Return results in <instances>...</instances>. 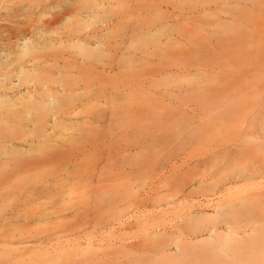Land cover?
<instances>
[{
	"label": "rangeland",
	"instance_id": "374dc122",
	"mask_svg": "<svg viewBox=\"0 0 264 264\" xmlns=\"http://www.w3.org/2000/svg\"><path fill=\"white\" fill-rule=\"evenodd\" d=\"M58 1L0 0V264H264V0Z\"/></svg>",
	"mask_w": 264,
	"mask_h": 264
},
{
	"label": "bare ground",
	"instance_id": "6f19581e",
	"mask_svg": "<svg viewBox=\"0 0 264 264\" xmlns=\"http://www.w3.org/2000/svg\"><path fill=\"white\" fill-rule=\"evenodd\" d=\"M101 2L99 3V5H98V9L100 10H104V7H105V2H104V0H100ZM106 1V0H105ZM58 3H63L64 4V6H69V8H73L74 7V5H76L77 3H78V1L77 0H59L58 1ZM68 8V9H69ZM67 12H68V14L67 15H69V14H72L73 13V11H69V10H67ZM76 15L78 16V17H80V18H88V17H90V16H92V14L91 13H89V12H87V11H84V10H80L79 12H77L76 13ZM104 29H102V30H100L97 34H94V35H92V36H88V37H86V38H84V39H82V38H79L78 39V41L79 42H84L85 44H87V45H89V46H93V41L94 40H96V39H98V41H99V39H100V37H103L104 35ZM97 41V40H96ZM97 41V42H98ZM100 43H102L101 41H100ZM33 44V43H32ZM168 44V43H167ZM28 46H31V39H29V38H23L20 42H18L17 44H16V48L17 49H24V48H26V47H28ZM53 56V55H52ZM52 56L50 55V57L48 58V56L46 57V58H44V60H45V63H44V61L42 62L43 63V65H47L46 63L47 62H49V59L50 58H52ZM58 56L57 57H55V61H57L58 60ZM48 59V61H46ZM50 63V62H49ZM34 64V63H33ZM39 66L36 64V65H33V68L36 70V68H38ZM83 68H85L86 67V65H84V66H82ZM32 89V90H31ZM34 89V90H33ZM36 90H39V89H36ZM35 88H30V90L28 89L27 91H25L24 92V94H21V95H23V96H25L26 95V97L28 96H30V98L32 97L31 95H33L34 96V94L33 93H35ZM42 91V90H41ZM38 92V91H37ZM69 90H67V88L66 87H63L61 90H59L58 91V93H62V94H69ZM42 93V92H41ZM36 94V93H35ZM39 94V93H38ZM45 94V93H44ZM41 96H44V95H42V94H40ZM27 97V98H28ZM25 98V97H24ZM68 113V114H67ZM66 114H63V116L65 117V118H67L66 116L67 115H69L71 112H67ZM63 117V118H64ZM61 118H62V116H61ZM61 118H59V117H55V118H53L52 119V121H47V122H45L44 123V125L47 127V125L49 126V125H53V124H56L57 123V121H59ZM69 118V117H68ZM70 119V118H69ZM34 124V123H33ZM37 124V123H36ZM36 126H39V125H36ZM34 127H35V125H34ZM27 128V127H26ZM33 128V127H32ZM25 143H27V142H25ZM29 143V142H28ZM50 144V143H49ZM26 145H28V144H26ZM32 146H33V143L31 144ZM43 145H45V144H43ZM47 145V144H46ZM28 146H30V145H28ZM42 146V145H41ZM50 146V145H49ZM52 146V145H51ZM44 147H48V145L47 146H44ZM57 147V146H56ZM55 147V148H56ZM11 148V147H10ZM49 148V147H48ZM47 148V149H48ZM52 148H53V146H52ZM55 148H53V149H55ZM59 148V147H58ZM13 149V148H12ZM18 149V148H17ZM57 149V148H56ZM60 149H61V147H60ZM63 149V148H62ZM61 149V150H62ZM58 150V149H57ZM230 150H232V149H230ZM53 151V150H52ZM51 151V152H52ZM71 151V150H70ZM66 152H67V150H66ZM73 152V151H72ZM64 152H62V154H63ZM68 153V152H67ZM58 154H60L59 152L57 153V155ZM65 154V153H64ZM64 154L62 155V156H64ZM73 154V153H72ZM72 154H70V155H72ZM55 155V154H54ZM69 155V156H70ZM67 156H68V154H67ZM66 156V157H67ZM63 158V157H62ZM52 160V159H51ZM53 160H57V159H53ZM24 162H26V161H24ZM29 162V161H28ZM21 163H23V162H21ZM31 163H33L34 164V166H36V164L32 161V162H29L27 165H31ZM40 164V163H39ZM44 164V162H42V165ZM22 165H24V163L22 164ZM21 165V166H22ZM20 166V167H21ZM26 166V165H25ZM25 166H23L24 168H25ZM28 167L29 166H26V168L28 169ZM31 168H33L32 166H30ZM37 167H39L38 165H37ZM20 169H22V168H20ZM219 234V232L217 231V230H211V231H209V233H208V235H207V240H212V239H214V238H216L217 237V235ZM234 234V233H233ZM236 234V233H235ZM235 236V235H234ZM237 237V236H236ZM245 239V238H244ZM239 240H241V238L239 239ZM238 240V241H239ZM240 242V241H239Z\"/></svg>",
	"mask_w": 264,
	"mask_h": 264
}]
</instances>
